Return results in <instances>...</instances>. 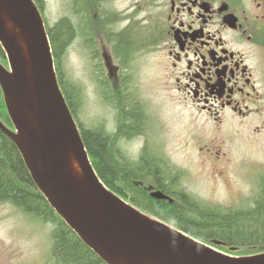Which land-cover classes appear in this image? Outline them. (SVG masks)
I'll list each match as a JSON object with an SVG mask.
<instances>
[{"label": "flooded vegetation", "instance_id": "obj_1", "mask_svg": "<svg viewBox=\"0 0 264 264\" xmlns=\"http://www.w3.org/2000/svg\"><path fill=\"white\" fill-rule=\"evenodd\" d=\"M66 1L69 2L68 15L61 18L73 21L77 15L79 18L74 22L89 23L92 31L93 25L102 19L101 15L108 17V87L112 92L108 100L117 97L118 105L114 102L110 105L114 108L120 105L123 114L127 111L126 102L131 103L140 111L142 119L140 131L119 135L118 145L135 139L143 141L142 150L148 145L152 127H147L148 114L137 99L139 91L134 90L130 75L134 56L144 49L159 53L156 64L163 76L165 93L168 92L167 97L180 108L195 113L203 122L209 120L214 126L239 120L259 134L264 132V0ZM40 5L43 12L44 5L42 2ZM96 6H99L98 13ZM120 34L128 38L125 57H119L115 48ZM89 38L87 41L80 38V41L95 43ZM114 113L117 115L114 124L108 127L110 133L116 132L119 123V113L116 109ZM206 153L213 156L211 146L206 147ZM122 154L130 160L149 154L166 166L170 179L164 187L147 178L137 181L150 197L159 201L181 205L184 196L202 208L246 207L244 201L227 203L201 199L194 189L178 182L181 170L164 157L156 156L154 148L147 154L140 152L131 157L123 151ZM122 198L149 216L189 233L171 218H163L134 203L129 194Z\"/></svg>", "mask_w": 264, "mask_h": 264}, {"label": "water", "instance_id": "obj_2", "mask_svg": "<svg viewBox=\"0 0 264 264\" xmlns=\"http://www.w3.org/2000/svg\"><path fill=\"white\" fill-rule=\"evenodd\" d=\"M0 88L32 181L58 216L106 264H264L232 256L150 217L109 190L93 169L59 87L33 0H0Z\"/></svg>", "mask_w": 264, "mask_h": 264}, {"label": "rangeland", "instance_id": "obj_3", "mask_svg": "<svg viewBox=\"0 0 264 264\" xmlns=\"http://www.w3.org/2000/svg\"><path fill=\"white\" fill-rule=\"evenodd\" d=\"M42 2L48 26L68 15V1ZM95 10L98 13L99 6ZM102 25V19L93 25L91 37L95 43L88 45L80 41L79 35L74 37L60 61L62 70L82 88L79 120L88 127L103 125L108 130L117 114L115 108L102 99L94 76L97 65L93 60L96 53L104 70L108 71L102 56L103 52L108 55L104 29L107 33L108 30ZM158 56L154 50L144 49L136 53L130 64L134 90L139 91L137 99L148 114L147 127H152L148 145L142 150L143 141L135 139L120 143V150L131 157L140 152L147 154L154 148L156 156L164 157L181 170L178 182L194 189L201 199L227 203L244 201L243 205L250 206L264 181V132L259 134L239 120L214 126L209 120L203 122L195 113L180 108L167 97L168 92L165 93L163 76L156 64ZM105 73L108 76V72ZM109 102L118 105L117 97ZM210 146L214 151L212 157L206 153V147ZM53 227L51 222L0 202V264H53L48 260ZM249 252L250 249H243L242 254Z\"/></svg>", "mask_w": 264, "mask_h": 264}, {"label": "trees", "instance_id": "obj_4", "mask_svg": "<svg viewBox=\"0 0 264 264\" xmlns=\"http://www.w3.org/2000/svg\"><path fill=\"white\" fill-rule=\"evenodd\" d=\"M36 1L40 8L41 0ZM76 17L78 16L75 15L74 18ZM101 18L104 21L102 26L108 30V17L101 15ZM74 20L63 17L46 28L60 89L77 123L90 162L102 182L121 196L129 194L133 202L139 206L163 218H171L179 227L203 242L210 244L208 238L223 241L227 246L225 250L236 247V251L232 253L239 255H243V249H250L249 254L263 251L264 181L261 182V189L251 205L245 208L228 210L202 208L184 196L181 197L183 201L181 205L168 204L150 197L147 191L137 184L140 178H147L152 183L164 187L170 179L166 166L160 160L146 157L144 154L137 160H130L123 156L117 143L119 135H131L140 131L142 119L137 108L126 102L127 111L123 114L121 106H116L119 123L114 133L108 132L103 125L88 127L79 120L82 88L62 70L60 60L74 37L79 35L87 41L93 31L89 23L79 24ZM104 32L108 40L105 29ZM119 39L115 46L116 52L119 57H125L128 38L120 34ZM93 60L97 65L94 76L98 81L102 99L104 103L112 104L108 100L109 94L112 93L105 73L108 71L104 70L96 53H93ZM0 61L5 63V54L1 45ZM128 106L131 107L128 109ZM0 120L5 125L11 126L1 89ZM0 202H7L32 217L53 223L52 240L48 250V260L53 264H106L51 208L32 181L17 147L2 130H0Z\"/></svg>", "mask_w": 264, "mask_h": 264}]
</instances>
